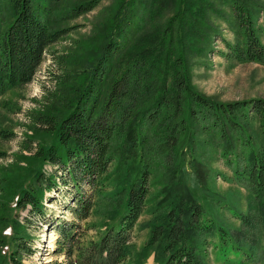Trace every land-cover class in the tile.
Returning <instances> with one entry per match:
<instances>
[{"label": "trees", "instance_id": "trees-1", "mask_svg": "<svg viewBox=\"0 0 264 264\" xmlns=\"http://www.w3.org/2000/svg\"><path fill=\"white\" fill-rule=\"evenodd\" d=\"M49 1L0 0V100L33 81L47 48L69 30L55 24L101 2L85 0L52 18L49 13L62 0ZM117 2L101 14L106 29L98 39L84 43L85 59L59 77L60 92H50L53 101L33 112V135L23 145L32 153H20L1 178L0 264H24V254L33 253L26 242L30 235L14 215L30 207L31 214L45 216L46 193L61 179L78 191L84 181L94 186L97 200L78 199L71 210L81 220L96 212L102 218L94 227L105 226L98 239L82 246L76 243L75 224L64 226L56 254H66V264H144L152 255L154 264H210L213 248L225 261L231 252L239 264L247 256L259 259L264 253V98L225 102L199 91L190 81L184 40L212 44L211 37L218 35L226 49L211 45L208 53L217 51L233 63L264 64V27L258 23L264 1ZM172 2L184 31L175 41L165 37L171 21L161 33L144 35L141 7L154 22L156 4L163 10ZM213 3L228 14L211 8ZM209 12L227 22L235 42L219 28L212 30ZM13 135L0 129L4 139ZM5 155L0 150V157ZM220 161L247 190L248 211L218 190L217 177L229 179L215 167ZM46 164L55 171L46 173ZM58 169L64 171L61 179ZM228 211L239 227L229 223ZM145 213L147 239L135 250L132 238Z\"/></svg>", "mask_w": 264, "mask_h": 264}, {"label": "rangeland", "instance_id": "rangeland-1", "mask_svg": "<svg viewBox=\"0 0 264 264\" xmlns=\"http://www.w3.org/2000/svg\"><path fill=\"white\" fill-rule=\"evenodd\" d=\"M85 0H62L54 5L53 10L49 13V17L63 16L74 5ZM131 0H124L125 4ZM264 1V0H263ZM151 2V1H150ZM46 5L50 4L49 0H46ZM117 0H101V2L92 11L85 13L76 18H66L63 21L55 24L54 26L68 28L67 34H65L59 41L50 45L46 52L45 58L42 64L39 66L38 71L30 83L19 86L9 91L0 100V129H10L14 132L13 137L4 139L0 136V150L6 152V155L0 157V182L1 178L9 172L13 167L20 153L30 155L32 150L23 148L24 142L30 135H33L31 125L33 124V112L40 110L43 105L49 104L53 101L54 94L50 93L56 91L60 92L59 77L63 75L64 71H71L74 69L79 60H84L83 57L87 50L84 48V43L90 40H96L99 37V33H102L105 28L106 18L100 19L101 14L107 9H115ZM152 3V2H151ZM161 4L155 6V21L151 22L150 18L146 17L150 15V12L142 8L139 13L144 18L145 27L142 30L144 35L150 33H161L163 28L169 27L171 21L174 22L171 25L170 31L165 33V37L171 36L176 40V34L180 33L184 26L179 19H176L175 12L177 8L174 6V2L171 5H166L163 10H156ZM126 7V6H125ZM172 7V9H170ZM211 8L214 10L222 9L224 13L228 14V9L221 5L213 3ZM170 9V13L167 11ZM180 11H183L181 7ZM119 13V12H117ZM184 13H182L183 15ZM179 15V13L177 14ZM181 15V17H182ZM175 17V18H174ZM178 17V16H177ZM209 23L214 27L212 30L220 29V33L225 35L229 40L235 42L237 36L233 33L227 22H224L213 12H209ZM258 23L264 27V16H261ZM162 24V25H161ZM161 25V27H160ZM100 26V27H98ZM168 29V28H167ZM186 29V28H185ZM204 30V26L202 28ZM205 30L212 33V30L205 27ZM184 31V30H183ZM161 39L154 43L159 42ZM182 44L185 46L186 60H188L187 68L191 77V83L205 95L221 100V101H236L250 98H264V64L257 62H245V63H233L224 59L218 54L217 51H209L208 48L212 45L214 50H224L225 45L220 40L218 35L211 37L212 44L208 41L200 40L196 41V45L189 43L187 39H183ZM184 40V42H183ZM264 40V37H263ZM173 41V45L175 42ZM133 40L129 43L131 45ZM178 42V41H177ZM152 43V44H154ZM194 47V48H193ZM196 47V48H195ZM198 47V49H197ZM193 48V50H192ZM75 55V56H74ZM83 55V56H81ZM66 56L67 59L62 60V57ZM200 63H206L209 66L201 65ZM57 88V89H56ZM51 140V138H50ZM39 143V138L36 137L33 140V147L36 148ZM25 161H21L22 165H25ZM215 167L220 169L226 177L218 176L216 185L218 190L229 196L230 201L236 205L237 208L243 212L248 211V192L245 188L235 183L233 180V172L223 163H215ZM43 170L46 173L55 171L56 167L50 164L43 166ZM59 179L64 171L58 169ZM6 182L2 180L1 185L6 187ZM157 187L152 188L151 194L156 191ZM95 188L92 184L84 181L80 190L71 183H63V179L60 180L58 187L46 193L45 216L39 217L38 215L31 214L30 207L19 211V215H14L21 221L23 226L29 233V238L26 242L32 247L33 253L24 254L22 262L24 264H66V254H56L58 249V241L60 238V232L64 226L73 228L75 231L77 246H82L92 239H98L100 234L105 229V226L94 227V223L98 224L101 221L102 216L96 212L93 216L87 220H81L74 215L72 208L78 204V199L90 200L97 197L94 194ZM0 191V195H1ZM12 204V203H11ZM9 213V212H8ZM10 215V214H9ZM229 223L235 224V227L240 226V222L231 216V212L225 214ZM148 219V215L145 213L135 230L134 237L132 238V244H134L135 250H139L147 239V230L142 229V224ZM101 231V232H99ZM11 232L10 228L6 229V233ZM230 260L225 261L220 256L216 249L210 250V264H239L240 259L230 253ZM243 264H264V253L259 259H251L247 256L244 258ZM153 255L148 258L144 264H154Z\"/></svg>", "mask_w": 264, "mask_h": 264}]
</instances>
